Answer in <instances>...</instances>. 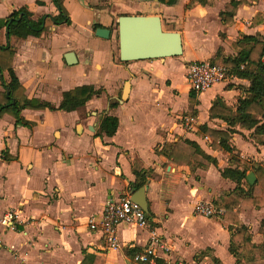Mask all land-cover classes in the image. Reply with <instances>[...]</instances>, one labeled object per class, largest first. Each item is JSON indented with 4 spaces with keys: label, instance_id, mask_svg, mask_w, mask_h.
<instances>
[{
    "label": "crops",
    "instance_id": "0c3cea01",
    "mask_svg": "<svg viewBox=\"0 0 264 264\" xmlns=\"http://www.w3.org/2000/svg\"><path fill=\"white\" fill-rule=\"evenodd\" d=\"M190 0L169 5L159 0H65L71 24L48 22L41 36H28L17 44L13 66L29 98L58 106L63 92L83 84L101 89L74 110L30 109L22 116L32 126L17 124L9 113L0 117V215L10 209L22 220L10 228L0 223V264H236L230 252L231 232L220 217L199 215L194 205L214 199L236 187L221 174L236 159L252 165L264 163V145L255 142L253 129L232 133L234 153L212 148L211 138L199 126L228 129L209 109L217 97L236 107L251 79L230 73L226 80L200 93L191 89L188 63L236 58L248 46L234 45L244 35L264 37V0H241L233 8V21L220 15L232 0H207L188 8ZM27 7L34 18L57 14L54 0H0V24L14 10ZM159 14L166 30L182 34L183 57L122 61L119 58L117 19L121 15ZM109 27V38L97 36V27ZM6 28L3 27L4 42ZM75 53L73 64L65 54ZM219 53V55H218ZM242 67V65H241ZM181 74L173 80L170 71ZM6 76V73L4 74ZM177 75V73H176ZM178 77V76H177ZM128 98L122 101L126 82ZM1 78H0V90ZM111 101H118L115 107ZM119 118L113 135L98 134L101 116ZM194 118V127L184 116ZM246 136L247 138H245ZM193 139L218 160L205 169L196 162H175L159 151L165 142ZM4 152L10 155L6 159ZM137 170L147 177L136 187ZM145 187L148 226L120 223V248L113 250L102 231L91 229L106 203L132 195ZM240 219L254 242L264 235V205H246ZM156 228L171 245L152 263L134 260L149 231ZM136 252V251H135ZM250 264H264V259Z\"/></svg>",
    "mask_w": 264,
    "mask_h": 264
},
{
    "label": "trees",
    "instance_id": "16d2710c",
    "mask_svg": "<svg viewBox=\"0 0 264 264\" xmlns=\"http://www.w3.org/2000/svg\"><path fill=\"white\" fill-rule=\"evenodd\" d=\"M159 1L172 5L178 0ZM206 2L207 0H190L188 8ZM54 3L58 8L57 14L46 13L41 17L34 18L32 12L23 6L11 12L0 24V78L2 86L0 90V117L5 113H9L15 117L17 124L27 126L34 124V122L22 116L23 109L50 108L71 111L86 104L88 100L102 92L101 89H96L91 84L79 85L64 91L62 101L58 106H54L49 101L40 98H29L27 96L25 86L20 82L13 66L16 47L19 42L28 36H41L48 22L54 24L72 23L70 12L65 6V0H54ZM244 3L245 1L241 0L230 1L226 6L227 10L220 13L222 20L230 24L234 15L232 9ZM263 19L261 15L254 17L256 22ZM3 27L6 28V42H4V35L1 32ZM232 43L237 46L239 44L248 46V52L236 58H223L222 65L227 67L230 73L250 78L251 84L246 90L245 97L239 98L236 107L226 103L222 97H217L213 101L209 109L210 116L226 121L229 125L228 129H216L209 127L207 124L199 126L200 135L211 138L213 149L227 151L231 154L235 150V147L231 144V138L232 133L238 131L235 128L236 125L243 129H253L252 135L255 142L264 145V37L244 35L241 39ZM117 105L118 101L110 102L111 107ZM118 125L119 118L116 115L105 114L100 118L98 134L113 135ZM159 152L175 162L194 161L199 167L205 169L218 164L215 156L207 153L197 141L189 138L165 142ZM4 156H6V159L13 158L6 152H4ZM233 156L230 161L238 166H227L221 169V174L223 177L234 181L236 187L214 199V205L224 209L220 221L231 232L229 250L236 257V264H250L252 261L264 259V240L261 243L253 241L248 226L241 222L240 214L246 205L256 207L264 205V163L252 165L248 161L235 159ZM250 170L254 171L256 175V181L253 184L247 180V173ZM134 173L137 176V181L133 184L136 187L144 185L147 177L137 170H134ZM151 215L150 213V216H148L149 220ZM261 230L264 235V219L261 221ZM133 250V257L135 253L141 251ZM215 264L222 263L220 260L215 259Z\"/></svg>",
    "mask_w": 264,
    "mask_h": 264
},
{
    "label": "built area",
    "instance_id": "2783aa9c",
    "mask_svg": "<svg viewBox=\"0 0 264 264\" xmlns=\"http://www.w3.org/2000/svg\"><path fill=\"white\" fill-rule=\"evenodd\" d=\"M229 72L227 68L210 60H195L188 63L187 78L191 89L197 93L206 91L218 82L226 80ZM187 126L194 127V118L184 116ZM194 212L199 215L220 217L224 213L223 208L216 207L213 203L200 200L194 205ZM22 222L18 211L10 209L0 215V223L14 228ZM134 224L140 227L148 226L149 219L142 206L134 201L130 195H121L108 201L99 218L89 219L91 229L100 230L108 242V247L113 250L120 248V240L117 227L120 223ZM171 245L162 237L156 228L149 231V239L143 249L134 255V260L142 263H152L160 253H169Z\"/></svg>",
    "mask_w": 264,
    "mask_h": 264
},
{
    "label": "water",
    "instance_id": "95a60500",
    "mask_svg": "<svg viewBox=\"0 0 264 264\" xmlns=\"http://www.w3.org/2000/svg\"><path fill=\"white\" fill-rule=\"evenodd\" d=\"M119 58L122 61L144 60L178 56L183 53L182 34L178 30H166L163 27L159 14H133L121 15L117 19ZM97 36L109 38V27H97ZM75 53L69 51L65 54L67 61L73 64ZM130 82L124 87L123 99L128 98ZM247 180L253 184L256 181L254 171L247 173ZM131 198L138 202L148 216L145 198V187L134 191Z\"/></svg>",
    "mask_w": 264,
    "mask_h": 264
},
{
    "label": "rangeland",
    "instance_id": "374dc122",
    "mask_svg": "<svg viewBox=\"0 0 264 264\" xmlns=\"http://www.w3.org/2000/svg\"><path fill=\"white\" fill-rule=\"evenodd\" d=\"M187 51H188V46H186V49L184 50V52L181 55H178L177 57H180V58L183 57L185 55V53H187ZM170 72L172 73L173 80H175L177 78H179V79L181 78V74L178 72V70L170 71ZM176 73H177V75H176ZM244 137L247 138L246 136H244Z\"/></svg>",
    "mask_w": 264,
    "mask_h": 264
}]
</instances>
